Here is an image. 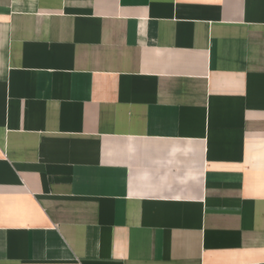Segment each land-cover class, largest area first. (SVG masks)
<instances>
[{"label":"crops","instance_id":"obj_1","mask_svg":"<svg viewBox=\"0 0 264 264\" xmlns=\"http://www.w3.org/2000/svg\"><path fill=\"white\" fill-rule=\"evenodd\" d=\"M0 264H264V0H0Z\"/></svg>","mask_w":264,"mask_h":264}]
</instances>
